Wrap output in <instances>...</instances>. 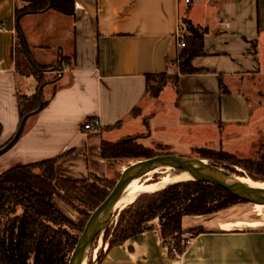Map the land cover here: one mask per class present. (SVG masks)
I'll return each instance as SVG.
<instances>
[{"label":"crops","instance_id":"crops-1","mask_svg":"<svg viewBox=\"0 0 264 264\" xmlns=\"http://www.w3.org/2000/svg\"><path fill=\"white\" fill-rule=\"evenodd\" d=\"M28 1L0 0V147L11 141L19 125L17 96H32L37 88L36 74H25L17 61L16 39L33 72L53 67L61 56L72 66L54 83L49 81L56 91L14 144L23 149L22 162L15 166L59 158L61 178H106L101 142H119L113 135L128 124L132 126L121 139L140 134L135 123H146L148 116L154 120L146 106L156 103L166 86L173 96V131L191 151L214 148L222 127L234 136L236 127L249 122V101L240 89L244 79L262 71L264 0H73L72 16L45 9L17 17ZM182 19L206 29L205 55L195 57L192 66L208 73L178 72ZM165 73L178 79L177 86L167 82L157 98H147L145 76ZM135 108L138 116L131 115ZM94 119L98 128L84 131L83 124ZM158 145L171 148L169 142ZM222 213L184 217L182 230H204L177 258H171L155 226L111 249L98 241L92 261L100 254L99 264H264V230L254 229L261 222Z\"/></svg>","mask_w":264,"mask_h":264},{"label":"trees","instance_id":"trees-1","mask_svg":"<svg viewBox=\"0 0 264 264\" xmlns=\"http://www.w3.org/2000/svg\"><path fill=\"white\" fill-rule=\"evenodd\" d=\"M45 9L72 16L73 0H30L24 7L17 10L15 15L19 17L23 13H37ZM182 23L186 29H189V36L186 35L187 37L182 38L185 46L181 48L179 59L175 63L179 74L208 73L192 66V60L195 57L205 55L203 37L206 30L203 33H198L193 30L189 21L182 19ZM68 61L72 66L71 60ZM58 62H60L58 65L63 66L62 56ZM58 65L52 67L53 70ZM37 68L38 73L51 67ZM160 76H145V96L147 98H157L166 85L164 81L158 80ZM177 81L178 79L173 77L170 83L176 87ZM37 85L38 89L42 86L43 110L48 103L43 98V88L51 86L50 96H53L57 87L44 80L42 75L38 78ZM219 86L221 92H227L222 87L221 79H219ZM37 91L32 96H17L19 121L26 114L37 109L39 105ZM139 112V109L135 108L131 115L138 116ZM114 128H117V125L109 129ZM20 136L21 134L13 145ZM158 150L154 152L133 140L115 143L102 141L100 144V155L105 162L116 159H136V161L149 159L167 155L164 151H168L169 148L158 145ZM201 151L199 149L192 150L201 157L200 159L226 166L231 165L241 170L251 182L264 183V145L259 146L258 156L255 159H238L226 153L217 152L214 154L209 151L206 152V156H202L203 152ZM58 159L15 166L0 174V264H68L69 255L90 214L109 195L117 181L93 175L88 176L85 180L61 178L56 169ZM225 169L229 170L228 167ZM169 172L179 174L181 171ZM229 172L244 178L235 169L229 170ZM157 181V178H154L151 183ZM54 198L59 199L79 216L76 225L57 210L53 204ZM241 203L247 204L225 190L205 182L176 183L154 193L138 196L132 204L120 211L114 226L107 224L102 232V242L108 244V249L121 246L128 240L151 231L155 227L153 221L158 220L160 236L166 247L165 239L167 237L175 241L181 234V222L184 217L211 215ZM18 210L21 211L19 215H17ZM200 233L203 231H199L197 235ZM166 248L169 255L171 248L177 256H181L185 252V248L176 241L173 243V247ZM94 249L91 245L87 264H99L102 260V256L98 254L96 260L92 261Z\"/></svg>","mask_w":264,"mask_h":264},{"label":"rangeland","instance_id":"rangeland-1","mask_svg":"<svg viewBox=\"0 0 264 264\" xmlns=\"http://www.w3.org/2000/svg\"><path fill=\"white\" fill-rule=\"evenodd\" d=\"M191 27L194 31L198 33H203L206 29L195 26L191 24ZM181 29L186 30V34L184 37L189 36V29H186L184 23H181ZM187 35V36H186ZM16 48H17V61H20L25 66V74H33L34 70H32L31 66L27 63V61L24 59L23 55V48L20 43V38L16 39ZM64 64L63 66H60V62H56L54 66L58 67L54 70L55 72H51V68L44 71V72H38V70H35L37 73L34 75L36 79L40 77V75L43 76L44 80L46 81H53L58 75L63 72L64 69L67 67H71L69 64V59L64 58ZM42 60H49V59H42ZM262 62V71H260V75L256 76L254 78H247L244 79V82L242 84V92L245 95L246 99L249 101L250 105V119L249 122L245 125L239 126L235 128V134L234 136L228 135L227 130L228 128L222 127V130L219 131V145L212 146L208 145L207 147H201L202 150L201 155L206 156V152H214V154H217V152L226 153L228 155H233L238 159H248V158H257L258 152H259V146L264 145V59H261ZM53 66V67H54ZM46 67L47 66H42ZM173 76H169L167 73L161 75L158 80L164 81V83L172 81ZM57 86V85H56ZM167 87V88H166ZM162 92L161 98L157 100L156 103H154L152 106L147 105L146 107H151V111L148 112V114L152 113L154 116V120H152V117L148 116L147 119L145 118L146 123L137 122L135 124L138 125L140 129V134L138 135H127L129 137L122 138V134H127L128 130L130 129V124L127 125V128L122 130L121 132H118L113 135L115 137V141L122 142L126 139H131L135 141L136 143L146 147L147 149H150L154 152L159 151L158 150V141L162 142H169L170 147L168 151H164V153H167V155H175L178 157L183 158H197L200 159L198 155H196L194 152L191 151L190 146L185 143L183 140L176 138L177 135L174 133V120L176 119L174 115V109L171 103V98L173 97L172 94H170L166 89H170L169 86H166ZM38 90V85L36 88V91ZM52 87L46 86L43 88V98H48L51 94ZM36 93V92H35ZM168 99V100H167ZM37 116L30 117L24 126V129L21 133V136L27 131V129L33 124ZM149 130L151 133L149 137L146 136V129ZM205 132H211V131H205ZM16 133V132H15ZM20 136V138H21ZM112 137V136H111ZM179 137V136H178ZM13 138V137H12ZM19 138V139H20ZM18 142V141H17ZM6 145V144H5ZM3 145L2 147H4ZM13 145L10 149H8L5 153L0 155V174L13 168L17 162H22L19 158L21 157V154L23 152V149H20V146ZM0 147V149L2 148ZM14 147V148H13ZM199 157V158H198ZM203 160V159H202ZM136 162V159H116V160H109L106 162V178H109L111 180H117L120 176L121 171L127 167L130 164H133ZM204 164L208 166L215 167L221 171L230 173L229 170L237 171L238 173H241L245 179V174L239 170L238 168H235L233 166H226L221 163H214L209 160H203ZM21 166V165H19ZM225 167L229 168V170H226ZM233 174V173H230ZM235 175V174H234ZM179 177L186 178L188 177L187 174H181L177 175L173 172H165L161 173L159 171L152 172L149 174V176L145 177V180H142V188H148L151 187L154 184H158L164 181H168L171 179H178ZM157 178L158 183H151V181ZM249 180V179H248ZM145 183H144V182ZM258 184H264V183H258ZM53 204L59 210L68 220H70L73 224H77L79 221V216L71 210L69 207H67L64 203H62L59 199L54 198ZM127 207V206H126ZM59 208V209H58ZM70 210H69V209ZM121 210H117L114 212L112 219L109 221L108 225H113L117 221L118 214ZM223 212L221 215L222 217H226L228 214L233 218L237 220H248V219H255L261 222V226H258L254 229H261L264 230V207H255V205L252 204H237L233 207H230L226 210L220 211ZM217 212V213H220ZM21 213L20 210H18L17 215ZM214 213V214H217ZM213 215V214H211ZM207 216V215H205ZM197 217V216H194ZM153 226H156L159 228V221L154 220ZM242 229H245L244 226L240 227ZM204 229L202 227H195L191 228L189 230H181V234L177 237L176 242L180 243V246L184 247L185 249L190 245L188 243H191L192 238L197 236V233L199 231H203ZM98 241L102 242V234L99 235V237L94 240L92 244V248H96L98 246ZM171 238L167 237L165 239L166 247L170 248L173 247V243L175 242ZM91 250V249H90ZM91 252V251H90ZM98 254L96 255L97 258ZM171 258H177L176 252L171 248ZM96 260V259H95ZM89 261V259H88ZM87 261V263H88Z\"/></svg>","mask_w":264,"mask_h":264},{"label":"water","instance_id":"water-1","mask_svg":"<svg viewBox=\"0 0 264 264\" xmlns=\"http://www.w3.org/2000/svg\"><path fill=\"white\" fill-rule=\"evenodd\" d=\"M54 82L51 81V83ZM41 88L42 86L37 91L39 103L37 109L29 112L21 119L11 141L0 149V155L10 149L17 140L22 132L24 123L42 110ZM129 140L131 139H126L122 142ZM155 171L161 173L181 171L179 174L187 173L192 178L191 181H200L217 186L247 204L264 206V186H262L264 184L254 183L250 180L247 182L243 177L204 164L202 159L160 155L139 160L121 171L109 195L90 214L69 255L68 264H87L94 239L102 234L112 219L116 206L126 189L135 182H141L149 173Z\"/></svg>","mask_w":264,"mask_h":264},{"label":"bare ground","instance_id":"bare-ground-1","mask_svg":"<svg viewBox=\"0 0 264 264\" xmlns=\"http://www.w3.org/2000/svg\"><path fill=\"white\" fill-rule=\"evenodd\" d=\"M155 172H157V171H155ZM149 174L147 176H149ZM181 174H187V173H181ZM181 174H177V175H181ZM187 176L188 177H186V178L179 177L178 179H171V180L164 181V182H161V183L156 182L158 184H154V185H152L151 187H148V188H142L141 187L142 186V182H135V183H133L131 186H129L126 189V191L123 194L120 202L116 206V211L117 210H122L126 206L132 204L136 200V198L138 196H140L141 194H151V193H154V192L159 191L161 189H164L165 187H167L169 185H173V184H176V183H182V182H186V181H191L192 178L188 174H187ZM245 181L249 182L248 179H245ZM262 186H264V185H262Z\"/></svg>","mask_w":264,"mask_h":264},{"label":"built area","instance_id":"built-area-1","mask_svg":"<svg viewBox=\"0 0 264 264\" xmlns=\"http://www.w3.org/2000/svg\"><path fill=\"white\" fill-rule=\"evenodd\" d=\"M184 1H185V3H188L189 2L188 0H184ZM185 34H186V30L180 28L179 29V32L177 34V43H178V45H179L180 48H184V46H185L184 41H182V38L184 37ZM98 126H99V123H98V121L96 119H94V120H87L83 124V130L84 131L95 130V129L98 128ZM188 244H190V243H188ZM96 251H97V248H95L93 250L92 256H95Z\"/></svg>","mask_w":264,"mask_h":264},{"label":"flooded vegetation","instance_id":"flooded-vegetation-1","mask_svg":"<svg viewBox=\"0 0 264 264\" xmlns=\"http://www.w3.org/2000/svg\"><path fill=\"white\" fill-rule=\"evenodd\" d=\"M37 68V67H36ZM38 69V68H37Z\"/></svg>","mask_w":264,"mask_h":264}]
</instances>
